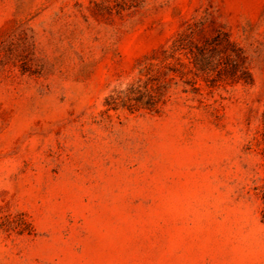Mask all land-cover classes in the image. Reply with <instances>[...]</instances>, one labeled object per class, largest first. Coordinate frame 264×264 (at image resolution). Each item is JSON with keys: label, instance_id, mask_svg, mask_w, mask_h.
Instances as JSON below:
<instances>
[{"label": "rangeland", "instance_id": "1", "mask_svg": "<svg viewBox=\"0 0 264 264\" xmlns=\"http://www.w3.org/2000/svg\"><path fill=\"white\" fill-rule=\"evenodd\" d=\"M264 0H0V264H264Z\"/></svg>", "mask_w": 264, "mask_h": 264}, {"label": "trees", "instance_id": "2", "mask_svg": "<svg viewBox=\"0 0 264 264\" xmlns=\"http://www.w3.org/2000/svg\"><path fill=\"white\" fill-rule=\"evenodd\" d=\"M259 194H260V200L262 202V212H261V219L264 222V177L262 179V185L259 187Z\"/></svg>", "mask_w": 264, "mask_h": 264}]
</instances>
